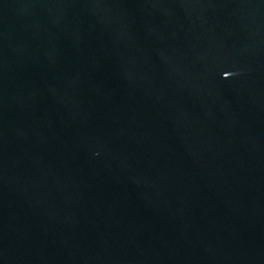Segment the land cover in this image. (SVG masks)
<instances>
[{"label":"water","instance_id":"obj_1","mask_svg":"<svg viewBox=\"0 0 264 264\" xmlns=\"http://www.w3.org/2000/svg\"><path fill=\"white\" fill-rule=\"evenodd\" d=\"M0 264H264V0H0Z\"/></svg>","mask_w":264,"mask_h":264}]
</instances>
